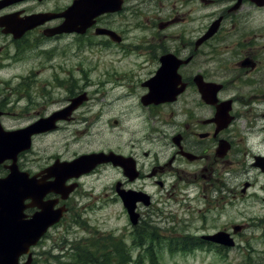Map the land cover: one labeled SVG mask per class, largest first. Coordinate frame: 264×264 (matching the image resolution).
<instances>
[{"label":"flooded vegetation","instance_id":"1","mask_svg":"<svg viewBox=\"0 0 264 264\" xmlns=\"http://www.w3.org/2000/svg\"><path fill=\"white\" fill-rule=\"evenodd\" d=\"M102 1L93 9L105 12L93 15L81 0H0V87L7 92L0 90V122L7 117L22 129L72 108L57 119L53 133L34 140L69 125L81 130L80 139L95 123L98 98L91 102L102 94L91 88L104 78L126 81L114 88L128 86L150 121L175 130L161 145L165 158H159L158 148L140 154L143 140L131 141L129 151L117 152L126 160L98 165L78 179L79 190L82 180L99 170H118L122 179L112 186L111 200L123 206L119 183L139 215L136 227H144L162 214L156 194L177 192V182L170 185L168 179H186L188 243L224 252L204 237L227 233L242 240L255 221L242 216L245 210L264 211V0H133L131 5L120 0V9L111 11ZM108 2L115 8L117 0ZM72 6L73 15L68 13ZM134 30L137 42L131 43ZM31 50V58L23 57ZM133 52L137 56L129 59ZM158 74L173 79L177 93L169 101L145 105L147 83ZM146 140L158 145V140ZM151 155L146 169L142 157ZM124 166L132 168V175ZM7 168L3 165L4 172ZM51 195L41 202L57 199ZM70 200L57 226L74 221ZM198 200L203 203L191 211L190 203ZM229 209L236 212L229 215ZM37 212L28 207V219Z\"/></svg>","mask_w":264,"mask_h":264},{"label":"rangeland","instance_id":"2","mask_svg":"<svg viewBox=\"0 0 264 264\" xmlns=\"http://www.w3.org/2000/svg\"><path fill=\"white\" fill-rule=\"evenodd\" d=\"M132 2L133 0H129V5ZM190 27L188 28L190 29ZM129 38V42L136 43L137 31L134 30L130 33ZM32 52V50L26 52L23 57L31 58L29 55ZM133 55L137 56L136 52H133L129 59ZM129 77L132 78V75ZM119 83L128 84L126 81H118V79L111 83L107 82V78H104L91 88V91L96 92L98 90L102 94L95 95V99L91 102L93 104L96 97L98 98L97 104L93 106L95 107L94 112H96L94 114L95 123L86 136L78 139V131L81 130H76L69 125L66 127L71 128H66L47 138H38L33 144L32 151L19 160L21 169L38 172L52 164L57 156L70 160L79 155L94 152L123 153L125 150H130V147L126 146L127 143L138 139L143 140V148L138 150L140 154L150 148L155 151L158 148L159 158L163 160L165 157H162L160 153L163 149L161 145L168 142L167 139L173 135L175 130L155 119L150 121V114L139 106L136 93L129 94L128 86L125 85L114 88L113 84ZM0 90L3 95L7 94L2 87ZM102 96L103 98L100 100ZM2 124L6 130H15V126L18 125L13 124L7 117L2 119ZM146 138L158 140V145L152 144L151 141L148 142ZM142 159L147 169L152 163L153 156L142 157ZM186 168L188 169V166ZM5 174L6 172L1 165L0 177L5 176ZM121 179L122 175L119 174L118 170L103 168L97 174L82 180L83 187L75 192L69 201L72 207L71 211L74 212L73 215H76V212L80 215V224H64L50 230L44 241L33 249V264H73L70 258V249L72 248L70 244L78 240L96 237L98 234L113 235L121 239L124 248L131 252L132 258L134 260L140 259V251L143 250L140 254L144 255V250H148V247L153 245L149 241L142 248L135 246L134 243L138 240L135 228L131 226L125 216L122 206L111 200L112 186H115ZM168 181L170 185L175 181L177 182V192L171 196L164 192L156 194V199L161 201L157 203V208L162 211V214L160 217H152L151 227L146 229L149 234L156 232V236H159L163 242L159 243L162 245L160 247L162 249L158 253V264H264V225L260 223V225L251 227L247 233L248 238H251L247 246L255 250V253L251 254L250 257H246L243 251L239 249H231L228 253L218 254L199 252L198 250L195 252L179 250L171 254L167 248L165 249L169 238L188 237V199L185 198L188 191L187 180L170 178ZM154 190L155 188L150 189L151 192ZM202 203V200H198L197 204L190 203V210L192 211V207L195 208ZM245 211L246 214L242 216L264 219V211L252 208ZM235 212L236 210L230 209L228 211L229 215ZM193 225L197 226V222H193ZM156 245L157 243L154 244V250H158ZM240 245L243 246L244 243H240ZM142 257L141 264H150L148 256Z\"/></svg>","mask_w":264,"mask_h":264},{"label":"water","instance_id":"3","mask_svg":"<svg viewBox=\"0 0 264 264\" xmlns=\"http://www.w3.org/2000/svg\"><path fill=\"white\" fill-rule=\"evenodd\" d=\"M155 86H156V91L159 93L169 94L172 92V89L170 87L164 86L163 81H156ZM22 131L11 132L8 134L11 138V136H13L16 133H26V131L24 130ZM27 137H28L27 142L30 143V137L29 136ZM18 147L19 149L26 148L25 145L18 146L8 143L6 147H4V149L6 151L15 150L17 152L19 151ZM105 156L106 155L103 154L83 156L77 159L76 161H74L73 163L58 165V166H65L60 170H62L64 173L66 172L69 174L67 176L55 174L54 176L56 177V180L54 183H52V186H50L49 188L43 187L38 183H36L35 178L29 179L28 174L25 175L10 174L8 178L0 180V264H18L20 256L24 254H28L31 246L36 245L38 240L47 232V230L52 225L57 223L62 217L63 212L61 209L56 213H54L51 211V208L47 209L46 207H44L42 212H40L35 216L36 218L34 217L32 221H26L24 220L25 216L23 215V211L25 209V206L23 204L24 201L28 198L35 199L40 195L42 196V194L44 195L48 191L62 193L64 194V197H66L67 194H69L76 188V185L65 187V181L70 177H74V176L79 177L84 172L85 167L89 165L90 167H94L96 163H98L95 160H99ZM15 161L16 160L14 159V162ZM11 168L12 170H16L15 167H11ZM39 190L42 192H40ZM124 200L127 201L126 198H124ZM33 205L35 204H32L31 206ZM126 206L129 208L130 212L134 210L133 204L130 203L128 204L126 202ZM223 238L225 237H222V239ZM31 261H32V255L30 254L29 260L25 264H30Z\"/></svg>","mask_w":264,"mask_h":264},{"label":"trees","instance_id":"4","mask_svg":"<svg viewBox=\"0 0 264 264\" xmlns=\"http://www.w3.org/2000/svg\"><path fill=\"white\" fill-rule=\"evenodd\" d=\"M142 243L143 237H139L134 244L138 246ZM184 245H188V240H184ZM124 247L121 239L113 235L98 234L96 237L76 242L71 249L70 258L73 264H141L142 256H148L150 264H158L154 249H148L144 255H139L140 259L133 261L130 251Z\"/></svg>","mask_w":264,"mask_h":264}]
</instances>
